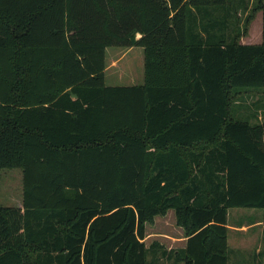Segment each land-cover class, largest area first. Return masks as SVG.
Instances as JSON below:
<instances>
[{
	"label": "trees",
	"instance_id": "16d2710c",
	"mask_svg": "<svg viewBox=\"0 0 264 264\" xmlns=\"http://www.w3.org/2000/svg\"><path fill=\"white\" fill-rule=\"evenodd\" d=\"M256 11L240 44L231 0H0V264H228L233 208L261 210L264 255V125L235 116L264 94ZM109 47L142 48V84H104ZM168 211L184 246H146Z\"/></svg>",
	"mask_w": 264,
	"mask_h": 264
},
{
	"label": "rangeland",
	"instance_id": "374dc122",
	"mask_svg": "<svg viewBox=\"0 0 264 264\" xmlns=\"http://www.w3.org/2000/svg\"><path fill=\"white\" fill-rule=\"evenodd\" d=\"M238 10L240 23L237 24L240 33V44H259L261 41V12L252 13L257 0H231ZM251 17L244 28L245 20ZM138 37V36H137ZM110 53V54H109ZM118 58L117 66L111 67L110 58ZM105 60L108 68L104 71L106 86H133L143 83V50L140 47L121 48L109 47L105 50ZM260 102L256 112L253 106ZM264 94H242L236 102L235 116L239 120H247L249 124L264 125ZM260 107V108H259ZM255 114L254 117H252ZM22 201V172L20 169H4L0 171V205L4 207L21 206ZM262 212L254 208H233L228 210V224L242 225V231L231 232L228 235V264H264L261 245ZM250 224H255L251 225ZM181 230L176 226L173 213L169 211L165 216L155 218L146 226L144 243L159 242L167 249H177L182 246ZM160 262H163L162 260ZM166 264H172L166 261Z\"/></svg>",
	"mask_w": 264,
	"mask_h": 264
},
{
	"label": "crops",
	"instance_id": "0c3cea01",
	"mask_svg": "<svg viewBox=\"0 0 264 264\" xmlns=\"http://www.w3.org/2000/svg\"><path fill=\"white\" fill-rule=\"evenodd\" d=\"M132 48V47H131ZM128 49H130V48H128ZM110 54V53H109ZM110 58V57H109ZM117 61H118V58L116 57V58H110V65L109 66H111V67H116L117 66ZM105 64H106V60H105ZM108 68V66H107V64H106V68H105V70ZM104 70V71H105ZM134 86V85H133ZM169 212V211H168ZM167 212V213H168ZM172 212V211H171ZM173 213V212H172ZM228 214V213H227ZM174 216V215H173ZM156 218H158V217H156ZM154 220H155V218H154ZM255 224H258V226H261L262 225V223H261V221H259L258 223H255ZM255 224H250L249 226H251V225H255ZM227 227H228V235L231 233V232H240V231H242V228H243V226L242 225H240V226H232V225H229L228 224V219H227ZM179 228V227H178ZM180 230H181V232H182V229L181 228H179ZM261 231H262V226H261ZM185 241H186V238H184L183 237V233H182V236H181V238H180V242H182V246H180V247H183L184 246V244H185ZM227 244H228V239H227ZM228 262H229V257H228Z\"/></svg>",
	"mask_w": 264,
	"mask_h": 264
}]
</instances>
